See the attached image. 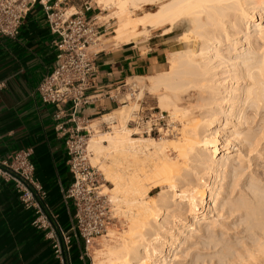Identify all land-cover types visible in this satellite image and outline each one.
<instances>
[{
  "label": "bare ground",
  "instance_id": "obj_1",
  "mask_svg": "<svg viewBox=\"0 0 264 264\" xmlns=\"http://www.w3.org/2000/svg\"><path fill=\"white\" fill-rule=\"evenodd\" d=\"M96 3L102 8L104 7L103 10L116 7L115 18L119 20L120 27L116 30L117 36L114 39L128 41L130 33L135 32L138 34L151 32L170 34L176 29L185 31L183 36H180L186 38L185 41L183 40L186 46L185 52L174 51L168 58L170 69L161 75L149 77L153 80L150 86L151 91L164 90L158 95L159 105L162 109H172L175 114L184 111L182 101L187 97L185 91L180 87L174 88L175 81L179 79L180 73L182 75L183 70L185 72L183 74L204 71L203 73L210 76L209 79L214 76L211 80L214 84V96L217 97L214 115L217 117L215 122L220 126L213 130L212 127L209 128L206 125L204 126L206 129L201 133L206 118L200 117L202 123H199L195 117L192 122L190 121V126L193 125L189 126L175 141L178 158L184 162L181 163L185 166L182 167L178 160V162L172 160L167 154L169 147L166 144L170 140L156 142L152 138H133L132 130L127 125L134 112L130 105H124L122 109L114 111L112 115L104 116L111 124L119 123V128H114V132L107 135L91 137L88 145V149L90 148L95 154L93 158L95 161H92L94 166L101 160L108 162V164L103 163L104 165L101 163L100 166H102L105 180L115 187L111 190L115 194L112 200L115 199V202H119L122 199L132 208L129 211L131 218L129 231L121 234L120 245L107 249V264H178L176 261L179 260L180 252L185 246H193V240H197L198 235L203 233L206 227L214 230V222L206 221L213 217L214 212L219 213V194L224 184L216 185L213 180L222 172L234 168V166L232 167L234 162L238 164L243 162L241 153H235L228 146L231 140L236 142L235 132L227 136L224 129L232 123L233 113L238 111L241 114L246 105L257 110L264 109V26L255 23L261 14L258 9L264 11V0H96ZM152 6H157L154 12H147L145 15L139 16L137 20L131 18L133 12H142ZM138 27H142V30H137ZM239 31L244 34V39L237 42L244 45L245 49L240 56L237 55L239 57L235 55L237 59L234 60L238 62L232 66L236 68L235 72L237 71V77L235 73L234 76L243 81V88L229 84L227 88L229 99L225 102L218 98L223 94V85L220 80L215 78L217 76L215 72L219 67L214 65V61L217 59L225 60V62L228 59L229 63L230 60L232 61L233 58L224 56L221 47L225 42L228 43L231 37H236ZM186 34H191V36L193 34L192 40L187 38ZM228 48L227 50L231 53H238L236 47ZM200 73L202 74V72ZM237 93H240L239 98L236 97ZM236 98H238L242 109L239 108L233 110V113H229L226 124L221 129L223 126L221 121L227 114L226 105L230 100L236 101ZM91 127L90 125L92 132ZM218 136H224L222 143L225 146L220 157H218L220 155ZM106 142L108 145L105 144ZM246 142L251 151L256 152L258 142L255 141V138L247 136ZM240 145L238 151H242ZM135 162H142L146 164L145 166H149V173L146 172V174L150 175L152 172L150 179L154 185L153 190L160 189L158 195L150 196V201H143L144 196L148 195L150 190L146 189L143 182L141 183V179L140 181L134 179L136 182L139 181L138 183L128 182V172L133 171L135 173L133 176L138 172L139 167H129L130 163ZM191 163H198L199 168L209 169L207 181L183 178V172L193 169ZM143 170L144 168L140 173H143ZM148 177L150 176L145 175L147 180ZM133 178L131 179L133 180ZM145 178L143 177V179ZM182 183L190 184L186 190L182 187L185 192L183 191L179 195L176 191L177 189L181 190ZM212 203H214L213 206H211ZM180 207L185 210L187 216L178 218L179 220H171V216H177L181 212ZM161 210L163 211L162 216L159 213ZM263 215L264 202L257 204L252 216ZM260 223L261 229L264 230V222L261 220ZM174 245L176 246L174 247ZM225 252L230 253L229 248H226L220 255L229 261L241 257L237 253H233L235 256L232 257ZM101 259L97 255L94 257L93 264H102L104 260L101 261ZM245 260L247 261V259ZM248 260L252 261V264H258L251 257ZM262 262L264 264V259Z\"/></svg>",
  "mask_w": 264,
  "mask_h": 264
},
{
  "label": "crops",
  "instance_id": "obj_2",
  "mask_svg": "<svg viewBox=\"0 0 264 264\" xmlns=\"http://www.w3.org/2000/svg\"><path fill=\"white\" fill-rule=\"evenodd\" d=\"M84 2L73 0L70 11L81 10ZM86 17L96 20L103 39L105 25L98 23L95 9L86 13ZM171 34L160 32L144 40L121 44L112 39L92 47L91 51L98 53V73L86 95L95 96L96 100L81 109L80 117L90 124L117 111L120 101L114 96L129 80L161 75L167 67L169 70L168 58L174 53L168 40ZM56 38L40 5L29 13L16 40L0 35V81L5 82L0 91V160L21 150L32 151L35 178L47 192L48 206L64 231L71 234L75 208L65 193L73 183V175L68 167L65 140L56 130L59 123L56 108L43 103L37 92L41 81L53 70L58 53ZM32 220L33 213L20 204L14 183L3 182L0 264H60L46 233L33 228ZM73 252L79 264H89L82 241L72 243L71 264L75 259Z\"/></svg>",
  "mask_w": 264,
  "mask_h": 264
},
{
  "label": "rangeland",
  "instance_id": "obj_3",
  "mask_svg": "<svg viewBox=\"0 0 264 264\" xmlns=\"http://www.w3.org/2000/svg\"><path fill=\"white\" fill-rule=\"evenodd\" d=\"M84 1L90 2L92 7L95 9V14L98 15V20H97L98 23L100 25L103 24L105 25L103 27V30L105 29L103 34L106 33V36L103 37V39L101 38V43H108L113 40H116L117 44L129 43L131 41L144 40L152 34H160V32L159 33L151 32L148 34L147 33L138 34L135 32L138 35H136L135 33H130V37L128 38V41L126 39L124 40L114 39L115 36H117L116 30L120 27L119 20L115 18V12L117 11L116 7H111L107 10H103L104 7L102 8L101 6H98L94 2V0H84ZM155 9H157V6L149 7L148 9L142 12L141 11H137L135 13L133 12L131 18L132 19L135 18L137 20L139 16L145 15V13L150 11L154 12ZM258 10L261 11L260 12L261 14L255 23L256 25L261 24L262 26H264V11H262V9H258ZM75 11L76 9L70 11V13H74ZM137 30H142V27H138ZM184 32L185 31L182 29H176L171 35H169L168 40L171 42L173 51L185 52L184 50H186V46L183 42L186 40V38L180 37L183 36L182 34H184ZM240 32L241 31H239L240 35L237 34L236 37L234 36L231 37L230 41L228 43L225 42L223 44V47H221L224 56L233 58L232 61L230 60V63L228 59H226V62L225 60L222 59H221L222 61L220 60L221 62L219 61V59L214 61V65H216V67H219L215 72L217 74L215 78L220 80L223 85V89H222L223 94L218 98L223 99L225 102H227L229 99V95H228L229 93L227 89L229 84L237 88L240 87L241 89L243 88L242 86L243 81L241 79L236 78L237 71L235 72L236 68L232 66V64L238 62L235 61L234 59H237V57H239L242 54L241 52H243L245 49L244 45H241L237 42V41L241 42L244 39V34ZM185 36L187 38H191L192 40L194 35L192 34L191 36V34L190 35L186 34ZM235 41L237 44L235 43ZM233 43H235V45H233ZM233 46L236 47L237 52L239 54L231 53V51H228L229 50L228 47H231L230 49H232ZM227 51L228 53L230 52V54H228ZM263 52L261 54H263ZM261 54L259 56H261ZM235 55L236 56L239 55V56L235 57ZM263 61H264V57H263ZM167 70L168 67L166 68L165 71ZM183 72L182 75L181 73L179 74V79L175 81L174 88L180 87L185 91V95L187 97L185 100L182 101L184 111L175 114V112H173L172 109L170 110L162 109L159 105L158 95L161 94L164 90L160 89L155 92L151 91L150 86L153 82L151 78L129 80L127 86L123 88L120 104L118 107L119 108L118 110L122 109L124 105H130L133 108L134 111L133 115L130 117V121L127 124L130 130H132L131 134L133 135V138L135 139L152 138L156 142H163L170 140L169 142H167L168 145L166 144V146L169 147L167 154L172 160H175L176 162L179 161L180 162L179 164H181L182 167L185 165H183L184 162L180 160V158H178V152L175 149V144H176L175 141L182 136L183 132L187 130V128H189L191 124L190 121L192 122L193 118L195 117L197 118L199 123H202L200 117L204 116L206 118L205 123L203 122L201 133H203L204 130L206 129L204 128V126L206 125H208L209 128L212 127L213 130H216L220 126V124L215 122L217 117L216 115H214L215 114L214 109L216 107L215 102L217 99V97L215 98L214 96V91H213L214 84L211 82L214 76L213 78L211 77L209 79L208 77L210 76L208 74L203 73L204 71H198V72L193 71L191 72V74H187V73L183 74ZM200 72H202V74ZM234 73L236 77L234 76ZM205 76L207 79L205 78ZM239 95L240 93H237L236 97L239 98L240 97ZM238 98L235 99L236 101L230 100L231 102L229 101L228 104L226 105L227 114L226 117H224L221 121V123H223L221 129L224 128V125L226 124L227 121L226 118H228L229 113H233V110H238L239 108L240 110L242 109L241 108L242 106L238 101ZM225 102L223 103L225 104ZM161 112H163L166 117L165 122L171 126H174L175 132L171 133V131L170 132L163 131L160 134L157 133L155 135L149 136L147 134L137 132L138 130H135L134 125L131 123L132 120L136 119L137 114L144 116V119H146L147 117H150L152 115L153 117L157 118L159 117V113ZM113 113L114 112L112 111L111 114L109 115H112ZM231 121L232 123L227 125V127L224 129V132L225 134H227V136L228 135L230 136L232 132H235L237 136L236 138L237 140L236 142L231 140L228 146L235 153L237 152L241 153V157H242L241 159L243 162L241 164L234 162L232 164V167L234 166V168L222 172L221 174L218 175V177L215 180H213L214 184L216 185L218 183L224 184V187L222 190H220V194H219L220 197L219 213L214 212L213 217L211 219L208 218V220L206 221L208 223L214 222V230H210L208 227H206L204 232L198 235L199 238L197 240L196 239L193 240L192 242L193 246L192 245L185 246L180 252L179 260L176 261V263L178 264H246V263L252 264V261L248 260L249 257L253 258L254 262L258 264H263L262 261L264 259V230L261 229L262 225L260 222L261 220L264 222L263 220L264 215L260 217L258 216L253 217L252 214L253 212H255L257 208V204L260 203L263 204L264 202L263 199L264 198V109L257 110L254 107L246 105L244 111L241 114L238 113V111H236V113H233V116L231 117ZM90 125L92 126L91 137L95 135H103V134L107 135L111 132L113 133L114 128H119L120 126L119 123H113V124L109 123L106 117H100L99 119L92 121ZM115 125L116 127H114ZM135 132L137 133L134 134ZM247 136L254 137L255 141L258 142L256 152H252L251 148H249V146L247 145L248 144L246 142ZM218 137H219L218 149H220L219 150L220 155H218V157H220L222 155L221 152H223V150L225 149V146L222 143L224 136H218ZM105 144L108 145L107 142ZM239 145L242 148L241 149L242 151H238ZM89 152H91L89 157L90 163L93 167H95V169L99 173L101 191L109 199L110 209L114 217H116V219L111 223L110 227L107 230V233L102 235V237L96 239L95 244L89 250L88 253L89 256H87V259L89 264H93L94 257L98 255L100 256V259L102 258L101 261L104 260L102 261V264H107V257H108L107 249H110V247L112 248L115 245H120L119 243H121L120 241H122L121 234L129 231V227L131 223L129 211L132 208L130 205L126 204V202H124L122 199H120L119 202H115L116 201L115 199H114L115 201L112 200L115 194L112 193L111 190H113V188L115 187L111 183L105 180V177L103 175L104 173L103 169H101L102 166H100L101 163L108 164V162L107 161L104 162V160H101V162L98 161L100 164L98 163L96 166H94L92 163L95 161L93 160L95 154L94 152L91 151L90 148H89ZM133 164L134 166H132ZM142 164L144 166L141 167L140 165ZM145 165L146 164L142 162L130 163L129 164L130 168L139 167L138 172H136V175L138 177L135 178L134 176L136 175L133 176L134 173L133 171H129L127 175L129 176L128 182L129 181L133 182L134 179L140 181L141 179V183L143 182L142 184L145 185L146 189L150 190L149 194L145 195L143 199V201L145 200L147 202L151 200L150 196L158 195L160 189L153 190L154 185L153 182H151L152 180L150 179L152 177L151 174L152 172H150V175L146 174V172L149 173L148 172L149 166L148 165L145 166ZM191 166L193 169L189 172L186 171L183 172L184 174L183 178H186L188 180L200 179L201 182L207 181L209 169L205 167L199 168L198 163L197 164L191 163ZM141 168L142 169L144 168L145 170V173L143 170L144 174L140 173V171H142ZM145 175L150 176L148 177V180L147 178H145ZM130 176L131 178L134 177L133 180L130 178ZM143 177L145 179H143ZM189 184L190 183H182L180 185L182 191L177 189L176 191L177 194L179 195L182 194L181 192L186 190ZM182 187L184 188V190L182 189ZM213 205L214 203L211 204V206ZM180 210L181 212L179 211L180 212L179 214H183V215L178 214L179 216L178 215L171 216L170 217L171 220L175 221L178 218H185L187 216L185 210L182 209V207H180ZM159 213L162 216L163 211L161 210L159 211ZM248 217H249V222H248ZM158 219H160V217H158ZM170 224H172V222H170ZM175 246L176 245H174V247ZM226 248H229L230 250V253L225 252L229 256L232 255V257H234L235 254L237 253L241 257L236 260L229 261V259L224 258L223 255H220L222 252L226 250ZM233 253L235 254L233 255ZM73 256L75 258L73 264H79V261L76 259L74 252H73ZM242 258L244 260L247 259V261L246 260L242 261Z\"/></svg>",
  "mask_w": 264,
  "mask_h": 264
},
{
  "label": "built area",
  "instance_id": "obj_4",
  "mask_svg": "<svg viewBox=\"0 0 264 264\" xmlns=\"http://www.w3.org/2000/svg\"><path fill=\"white\" fill-rule=\"evenodd\" d=\"M73 0H0V35L16 40L29 13L40 5L45 13L51 33L56 36L58 50L51 73L46 75L37 92L43 103L54 106L59 121L56 130L65 140L68 167L73 183L65 193L74 203L71 234L64 231L58 217L50 210L47 192L35 178L32 151L21 150L7 159L0 160V186L13 182L22 207L33 213L32 227L46 233L52 243L55 258L60 264H71V247L74 240L82 241L85 254L96 239L107 233L116 219L110 209V201L101 191L99 173L90 163L88 149L91 129L88 121L80 117L84 106L95 103V96L86 95L98 73L97 52L102 29L95 19L86 13L93 10L85 1L81 10L70 13ZM127 86V84H126ZM5 82L0 81V91ZM123 89L114 98L120 101ZM67 119V120H65ZM163 112L159 117L137 114L132 120L135 130L149 136L167 131L175 132L174 126L165 122Z\"/></svg>",
  "mask_w": 264,
  "mask_h": 264
}]
</instances>
